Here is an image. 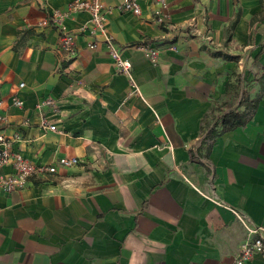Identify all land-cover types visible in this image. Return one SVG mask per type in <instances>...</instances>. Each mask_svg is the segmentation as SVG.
Wrapping results in <instances>:
<instances>
[{
    "label": "crops",
    "instance_id": "0c3cea01",
    "mask_svg": "<svg viewBox=\"0 0 264 264\" xmlns=\"http://www.w3.org/2000/svg\"><path fill=\"white\" fill-rule=\"evenodd\" d=\"M71 1L0 0V134L57 167L0 191V264H237L248 234L235 211L264 224V0H166L163 23L155 0L113 9L108 31L139 92L106 44L79 34L75 56L61 49L56 22L77 31L88 11L34 25ZM245 90L260 98L247 123L202 142L205 116L221 130Z\"/></svg>",
    "mask_w": 264,
    "mask_h": 264
},
{
    "label": "built area",
    "instance_id": "2783aa9c",
    "mask_svg": "<svg viewBox=\"0 0 264 264\" xmlns=\"http://www.w3.org/2000/svg\"><path fill=\"white\" fill-rule=\"evenodd\" d=\"M155 1L157 7L154 10V14L157 16V20L160 23L166 22L169 18L166 0ZM113 9L134 14L142 13V6L139 0H122L114 8L106 6L104 0H73L68 4L65 12H56L53 16L44 20V22L34 25H48L51 23L52 19L61 21L74 12L88 11L90 13L89 20L77 31L68 30L65 26L61 25L60 22H56L60 31L61 49L68 56H75L77 54L76 38L79 34H86L92 38L87 44L89 48L95 49L101 43L106 44L110 51V55L116 63L118 71L127 75L131 81L133 90L139 92L132 75V63L122 57L121 50L117 47L114 38L108 31V15ZM142 48L146 51L147 57L153 63H156L158 50L150 46H142ZM24 86V83L20 84V87ZM13 100L16 106H22L24 103L21 97L18 96H15ZM52 103L53 100L50 98L42 102V104ZM4 118L2 114V102L0 101V120ZM42 128L50 130L57 129L55 125L46 123L42 124ZM20 139L21 138L17 135L15 137H8L5 134H0V191L6 193L23 190L29 181L36 175L55 173L57 171L55 165L32 162L20 152L14 151L13 144ZM79 162L80 160L76 157L64 156L59 159V164L66 167L77 165ZM8 167H10V171H7ZM235 214L246 228L248 234L247 238L240 246L236 260L237 264H246L255 256L264 258V224H253L241 212L235 211Z\"/></svg>",
    "mask_w": 264,
    "mask_h": 264
},
{
    "label": "trees",
    "instance_id": "16d2710c",
    "mask_svg": "<svg viewBox=\"0 0 264 264\" xmlns=\"http://www.w3.org/2000/svg\"><path fill=\"white\" fill-rule=\"evenodd\" d=\"M238 18L239 17V13H237L236 15ZM238 19H235L234 22L231 23V29L229 32V40L231 38V30L232 28L235 26L236 22ZM259 97L253 100H250L248 97V92L245 90L243 91V97L241 100V104H246V108L243 112H235L232 113V115H234V120L231 124H229L228 122H224V127L221 130H217L216 126L218 125L217 122H212L209 121L207 119V116H205V118L203 119V124H202V131L204 133L203 138H202V142L205 141H212L214 140L219 134L227 131L229 128H232L234 126H238V125H244L247 123V121L251 118L252 114L254 113V111L256 110L257 104L259 102ZM224 120H226V116L224 117ZM210 146V145H209ZM191 158L194 159V157L191 155Z\"/></svg>",
    "mask_w": 264,
    "mask_h": 264
},
{
    "label": "rangeland",
    "instance_id": "374dc122",
    "mask_svg": "<svg viewBox=\"0 0 264 264\" xmlns=\"http://www.w3.org/2000/svg\"><path fill=\"white\" fill-rule=\"evenodd\" d=\"M233 113V112H232ZM232 113L230 112V114H227V115H232ZM231 118V117H230ZM229 124H231L232 122H233V120L232 119H228V121H227Z\"/></svg>",
    "mask_w": 264,
    "mask_h": 264
}]
</instances>
